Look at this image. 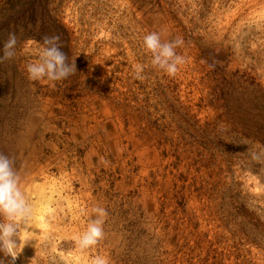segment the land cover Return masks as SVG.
I'll return each mask as SVG.
<instances>
[{"label":"rangeland","instance_id":"obj_1","mask_svg":"<svg viewBox=\"0 0 264 264\" xmlns=\"http://www.w3.org/2000/svg\"><path fill=\"white\" fill-rule=\"evenodd\" d=\"M10 32L0 153L33 207L16 264L97 253L110 264H264V157L251 159L264 147V0H0V49ZM152 32L183 38L175 76L152 66ZM46 35L76 65L54 86L26 71ZM97 206L105 236L82 255L75 237Z\"/></svg>","mask_w":264,"mask_h":264},{"label":"clouds","instance_id":"obj_2","mask_svg":"<svg viewBox=\"0 0 264 264\" xmlns=\"http://www.w3.org/2000/svg\"><path fill=\"white\" fill-rule=\"evenodd\" d=\"M28 43H33L29 41ZM183 38L177 37L162 42L159 33L152 32L143 37L144 49L151 53L152 66L168 76H175L179 66L186 63L176 49L183 46ZM17 35L10 32L3 48L0 49V63L12 60L16 55ZM60 36H44L37 49L38 59L26 67L31 81L55 82L67 79L76 72L75 61L68 62V56L61 50ZM144 66L134 68L135 79H143ZM264 157V147L259 152L252 151L251 159L260 161ZM96 219L91 220L85 231L75 237L76 250L87 255L104 239L103 225L108 215L103 207H95ZM33 216V207L21 186V178L14 168V161L0 153V264H16L25 244L28 242V224ZM19 241V243H18ZM87 264H110L109 259L97 253L87 260Z\"/></svg>","mask_w":264,"mask_h":264}]
</instances>
